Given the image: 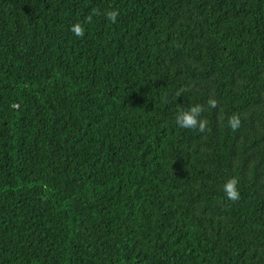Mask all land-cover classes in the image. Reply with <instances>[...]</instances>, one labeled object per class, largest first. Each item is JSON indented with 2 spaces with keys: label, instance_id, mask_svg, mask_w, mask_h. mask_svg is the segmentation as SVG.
Segmentation results:
<instances>
[{
  "label": "trees",
  "instance_id": "obj_1",
  "mask_svg": "<svg viewBox=\"0 0 264 264\" xmlns=\"http://www.w3.org/2000/svg\"><path fill=\"white\" fill-rule=\"evenodd\" d=\"M0 264H264V0H0Z\"/></svg>",
  "mask_w": 264,
  "mask_h": 264
},
{
  "label": "clouds",
  "instance_id": "obj_2",
  "mask_svg": "<svg viewBox=\"0 0 264 264\" xmlns=\"http://www.w3.org/2000/svg\"><path fill=\"white\" fill-rule=\"evenodd\" d=\"M99 14V10L94 9L93 12L86 17L85 22L90 23L92 21L93 15ZM119 14V11L116 9H110L104 13L105 17L112 23H116ZM70 31H72L74 35L80 38H83L85 35V28L83 26V23L79 21L71 26ZM181 93L182 90L178 91L176 93V97H179ZM207 103L210 108L217 107V100L214 98H209ZM203 111L204 107L200 104L191 105L186 109L180 108L179 113L176 116V123L181 128L198 129L200 132H204L207 126V120L201 118V114L203 113ZM228 122L231 129L235 131L240 125V118L238 115H232L229 117ZM237 185L238 180L236 177L228 179L223 185L224 193L226 194L227 198L233 202L237 201L240 198V192Z\"/></svg>",
  "mask_w": 264,
  "mask_h": 264
}]
</instances>
